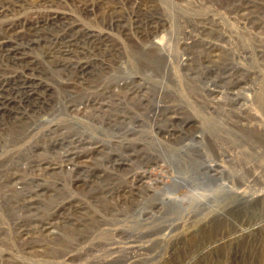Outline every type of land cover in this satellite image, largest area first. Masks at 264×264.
<instances>
[{
    "label": "rangeland",
    "instance_id": "obj_1",
    "mask_svg": "<svg viewBox=\"0 0 264 264\" xmlns=\"http://www.w3.org/2000/svg\"><path fill=\"white\" fill-rule=\"evenodd\" d=\"M0 10V264H264V0Z\"/></svg>",
    "mask_w": 264,
    "mask_h": 264
},
{
    "label": "bare ground",
    "instance_id": "obj_2",
    "mask_svg": "<svg viewBox=\"0 0 264 264\" xmlns=\"http://www.w3.org/2000/svg\"><path fill=\"white\" fill-rule=\"evenodd\" d=\"M17 6V5H16ZM1 11V10H0ZM25 17V16H24ZM11 19V18H10ZM19 24V23H18ZM157 54H159V53H157ZM178 200L177 198H172V199H170V200ZM169 200V199H168Z\"/></svg>",
    "mask_w": 264,
    "mask_h": 264
}]
</instances>
